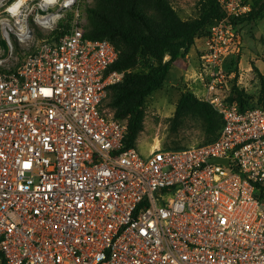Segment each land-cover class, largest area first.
Returning a JSON list of instances; mask_svg holds the SVG:
<instances>
[{
	"label": "built area",
	"instance_id": "2783aa9c",
	"mask_svg": "<svg viewBox=\"0 0 264 264\" xmlns=\"http://www.w3.org/2000/svg\"><path fill=\"white\" fill-rule=\"evenodd\" d=\"M218 3L224 17L185 73L222 116L210 143L128 147L127 123L107 106L126 73L113 68L119 52L76 24L15 68L0 59V264H264V107L227 97L240 72L226 64L243 46L233 19L252 7ZM24 4L9 8L18 23ZM16 29L33 40L28 24Z\"/></svg>",
	"mask_w": 264,
	"mask_h": 264
},
{
	"label": "trees",
	"instance_id": "16d2710c",
	"mask_svg": "<svg viewBox=\"0 0 264 264\" xmlns=\"http://www.w3.org/2000/svg\"><path fill=\"white\" fill-rule=\"evenodd\" d=\"M200 1L201 11L191 19L182 18L169 0H94L87 8V24L81 26L84 36L112 42L119 52L113 68L126 71L123 81L111 87L107 106L115 119L127 123L128 147L137 146V139L144 130L146 98L163 86L172 65L189 53L196 40L206 39L211 27L224 17L218 0ZM249 2L251 11L233 19L238 30L264 18V0ZM68 29L59 23L52 36L59 38ZM240 59V54L229 59L226 68L238 72ZM234 80L228 100L242 111L250 109L245 105L244 93L235 87L236 78ZM186 90L178 101L174 123L179 124L187 117L201 118L206 137L200 144L210 143L220 134L222 116L188 87ZM255 195L264 199V190L257 188Z\"/></svg>",
	"mask_w": 264,
	"mask_h": 264
},
{
	"label": "rangeland",
	"instance_id": "374dc122",
	"mask_svg": "<svg viewBox=\"0 0 264 264\" xmlns=\"http://www.w3.org/2000/svg\"><path fill=\"white\" fill-rule=\"evenodd\" d=\"M17 1L19 0L0 1V59L6 61L3 67H17L24 56L33 51L43 37L52 36V31L39 25L38 16L59 13L56 29L59 28V23H63L67 28L75 24L81 27L87 24V8L94 4V0H76L73 4L64 6V0H59L44 7L43 0H25L23 16L18 23L17 16L9 12V8ZM169 1L184 19L194 18L201 11L200 0ZM6 20L12 26L11 30L10 28L8 30L13 54L10 53L8 42L3 35V22H7ZM22 23L28 24L34 32L33 40L27 45L20 43L15 34L16 27ZM239 31L243 46L240 69L237 72V74L240 72V78H236L235 87L244 93L245 105L248 108L264 107V18L251 25L239 27ZM183 72L179 62L175 63L163 86L145 100L144 130L136 143L138 150L144 156H147L155 146L170 149L177 146L185 148L205 140L206 135L201 118L187 117L179 124L174 123L178 101L187 91V87L189 88ZM232 83L233 80L230 81V86Z\"/></svg>",
	"mask_w": 264,
	"mask_h": 264
},
{
	"label": "crops",
	"instance_id": "0c3cea01",
	"mask_svg": "<svg viewBox=\"0 0 264 264\" xmlns=\"http://www.w3.org/2000/svg\"><path fill=\"white\" fill-rule=\"evenodd\" d=\"M205 41H206L205 38L197 39L195 44L193 45V47L189 51V53L184 55L183 57L179 58L175 62V63L179 62L181 68L184 70V72H183L184 73V79H185V73L186 72H192V71H194L195 68H197V66L199 64V57H200L201 51L203 50V48L205 46Z\"/></svg>",
	"mask_w": 264,
	"mask_h": 264
},
{
	"label": "bare ground",
	"instance_id": "6f19581e",
	"mask_svg": "<svg viewBox=\"0 0 264 264\" xmlns=\"http://www.w3.org/2000/svg\"><path fill=\"white\" fill-rule=\"evenodd\" d=\"M0 1H4V0H0ZM59 0H43V4H42V6H44V7H48L50 4H52V3H56V2H58ZM76 0H64V3H63V5L65 6H67V5H71V4H73L74 2H75ZM25 2V0H19V1H17L12 7H11V12L13 13V14H16L17 12H18V10H19V8L21 7V5L23 4ZM59 17H60V14L59 13H53V14H50L49 16H47V17H44V18H41V17H39V19H37L38 20V22L40 23V24H42V25H44V26H48L49 24H51V23H53L54 21H56V20H58L59 19ZM7 21V20H6ZM7 27H9V28H11L12 26H11V24H10V22L9 21H7V22H3V29H4V31H5V33L6 34H8V31L6 30V28Z\"/></svg>",
	"mask_w": 264,
	"mask_h": 264
},
{
	"label": "water",
	"instance_id": "95a60500",
	"mask_svg": "<svg viewBox=\"0 0 264 264\" xmlns=\"http://www.w3.org/2000/svg\"><path fill=\"white\" fill-rule=\"evenodd\" d=\"M3 34H4L5 38H6V40L9 41L8 35L5 32H3ZM212 161H219V160L214 159ZM225 163H227V161H225Z\"/></svg>",
	"mask_w": 264,
	"mask_h": 264
}]
</instances>
